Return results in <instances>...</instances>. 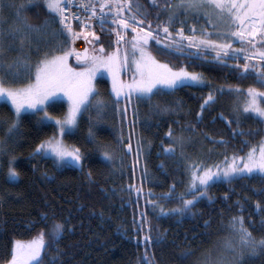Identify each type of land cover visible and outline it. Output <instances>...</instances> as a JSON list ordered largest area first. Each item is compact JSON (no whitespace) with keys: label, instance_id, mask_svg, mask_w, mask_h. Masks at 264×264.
Instances as JSON below:
<instances>
[{"label":"trees","instance_id":"obj_1","mask_svg":"<svg viewBox=\"0 0 264 264\" xmlns=\"http://www.w3.org/2000/svg\"><path fill=\"white\" fill-rule=\"evenodd\" d=\"M130 2L135 11L137 0ZM138 2L143 6L141 11H147L146 20L152 22V27L166 21L165 14L157 19L160 10L152 5L151 0ZM23 15L27 16L28 23L34 25L49 18L42 0H36V4ZM0 20H6L3 24L5 29L15 27L14 10L7 7L0 10ZM179 21L170 26L174 36L181 28L185 36H199L201 29L216 30L203 16L197 18L192 14H181ZM52 27L58 30L60 26L57 22ZM97 31L100 44L111 51V40L105 29ZM210 38L217 39L215 36ZM45 39L53 43L46 46L43 43ZM55 40L70 47V40L64 36H57ZM31 41L33 65L45 52H49L50 47L53 50L49 55L57 54L51 31L46 36L33 34ZM37 41H40L39 56L34 51ZM7 43L5 39V46ZM150 44L156 55L154 42L150 41ZM14 47L18 50L6 53V59H23L28 54L27 45L19 51V39ZM233 47L241 45L233 42ZM196 51L185 47L184 55H157V58L170 62L176 68L185 67L188 71L201 73L205 83L153 96L151 102L133 97L129 104L124 98H119L117 105V98L110 94L109 79L97 76L95 89L99 98L107 103L102 116L97 118L93 106L79 117V126L64 135L69 146L80 148L83 154L81 168L61 167L49 157L34 156L37 145L51 137L56 126L42 123L41 112L23 114L15 140H9L7 153L0 155V264L10 259L14 240L32 239L41 229L49 230L54 222L63 223L65 230L56 248L49 250L45 264L51 256L58 257L56 264H200L201 259H207L206 263L214 261L216 255L231 258L233 254L224 252L223 247L230 236L232 217H243L245 226L254 237H264V225L261 224L264 210L256 206L259 203L264 209V195L258 194L264 189V180L260 176L213 183L205 189L207 196L183 213L161 215L159 207L153 210L146 203L155 200L168 210L182 206L177 198H161L172 185H175L177 193L185 191L189 179L185 156H180V146H176L174 157L162 151V143H171L165 135L170 128L175 136L197 135L202 140L203 146L209 149L206 156L196 157L191 145L185 148L190 152L189 159H202L204 165L222 163L226 156L231 160L233 155H243L264 137V122L254 114L241 113L237 122V111L243 107L246 90L254 87L264 91V87L256 82L254 75L242 78L233 67L236 64L233 59L226 63L214 62L215 53L205 51L206 59L191 60L192 53ZM70 60L74 61L72 57ZM239 63L243 64V59ZM29 82V79H23L12 86H23ZM236 88L244 92L229 91ZM210 92L215 100L202 110L201 105ZM157 105L167 106L169 111L161 112ZM125 108L126 115L123 112ZM47 111L61 117L66 111V103L63 100L50 103ZM11 117L12 112L8 108H0V119ZM90 128L95 133L96 142L89 137ZM5 130L6 125L0 126V140L6 139ZM234 130L244 135H234ZM121 137L124 145L131 141V153L118 142ZM221 140L225 143H220ZM101 145L114 152L112 161L102 157ZM11 157H15L12 166L18 172L13 180L7 175ZM129 185L142 188V193L130 190ZM149 191L152 196L148 195ZM141 213L147 214V224H144ZM44 214L47 221L41 219ZM30 223L35 227L30 229ZM145 236L151 238V243L144 241ZM216 246L218 250L215 252ZM185 253L190 255L185 256ZM244 264H264V254L246 258Z\"/></svg>","mask_w":264,"mask_h":264},{"label":"snow or ice","instance_id":"obj_2","mask_svg":"<svg viewBox=\"0 0 264 264\" xmlns=\"http://www.w3.org/2000/svg\"><path fill=\"white\" fill-rule=\"evenodd\" d=\"M43 6L48 10L49 18L42 24L34 25L28 23L27 16L23 13L36 4V0H0V10L7 7L14 10L16 26L5 29L3 24L6 20H0V108H8L12 112V117L0 119V126L6 125L5 137L0 140V155L8 151V141H14L19 125L24 113L32 112L37 114L43 112L40 121L53 122L58 128V135H53L46 141H41L33 152L34 156H51L58 166H82L83 154L80 148L68 146L62 137L70 133L79 126V117L95 107L97 118H100L107 107V103L99 98L93 81L97 76L103 77L105 73L111 78V93L114 94L116 104L119 98H124L131 103L133 97L137 100L152 101L153 96L166 94L181 87L203 85L202 74L195 71H188L185 67L176 68L170 62H162L159 56L184 55V48L196 49L190 59H206L204 52H214V62L226 63L228 59H233L236 64L233 67L239 71L242 78L254 75L256 82L264 87V0H151L157 12V19L161 14L166 15V21L152 27V22L146 20L147 11H141L142 5L138 0L133 11V4L130 0H42ZM73 6L80 7L85 13L81 18L76 13L66 15ZM127 12V15H125ZM183 14L199 18L203 16L207 22L216 29L209 32L200 30V35H184L181 28L176 33L179 39L173 37L170 26L179 21V16ZM143 16V19L139 17ZM58 17V21H57ZM112 17L109 21L107 18ZM95 19L101 25L111 23L113 27L110 34L115 35L114 44L116 48L110 53L102 44L98 49L94 48L90 54L85 51L82 55L76 54L75 49L66 47L63 41L55 40L57 36H64L71 40L80 35L91 36L95 44L100 43L99 36L95 32H88L86 29L92 27L89 20ZM70 20H76L80 26V31L74 30ZM59 23V29L52 27ZM181 24L185 21H179ZM127 30L131 31V41L126 40ZM51 31L57 54L49 55L45 52L35 65L32 64L30 55L31 37L33 34L46 36ZM196 31L195 28L192 29ZM161 35L164 39H161ZM215 36L217 39L210 37ZM5 39L8 40L5 46ZM19 39L20 49L28 46V54L23 59L17 57L13 60L6 59V53L17 51L14 47ZM154 42L156 55L153 54ZM187 41V45L184 44ZM233 42H238L241 47H233ZM43 43L48 46L53 43L45 39ZM121 53V45L129 44ZM40 41H37L35 54H40ZM75 56L77 67L69 63V58ZM131 61L129 63V59ZM243 59L244 63L239 61ZM253 61H256L253 63ZM133 67L131 81L121 79V71ZM34 69V72H33ZM34 75V79H33ZM29 79L30 82L22 87H14L20 80ZM223 92V89H220ZM237 93L244 92L243 89H229ZM66 98L68 103L67 112L62 118L51 116L47 107L50 103ZM215 100L214 94L210 92L201 105L203 110ZM10 106V107H9ZM161 112L169 111L167 106H159ZM120 111V109H117ZM126 115L127 108L123 110ZM252 113L264 122V91L258 88L249 87L246 90L242 109L237 111V122L239 115ZM199 117V113L197 114ZM231 123V122H229ZM244 135L243 132L234 135ZM251 134V133H249ZM171 143L163 145L162 151L168 156H176V146L183 148L184 137L175 136L170 128L165 134ZM89 137L96 142L95 133L89 129ZM128 153L132 152V144L129 140L124 145L123 137L118 141ZM220 143H225L221 140ZM244 143H247L246 141ZM102 157L107 161L114 159V152L108 146L101 145ZM139 152V148H138ZM180 156L185 154L181 151ZM15 157L8 161L7 175L9 178L18 176L17 169L12 166ZM223 167L219 164L205 166L203 161H191L186 164V172L189 180L185 191L176 192L175 185L170 186L169 191L163 193V200L177 198L182 202L179 208L170 210L159 204L155 200H148L146 203L155 210L160 209L161 215L183 213L189 210L201 198L207 196L205 189L211 184L221 180L230 182L235 178L260 176L264 180V139L259 143L258 149L253 146L243 155H233L231 160L226 156L223 160ZM163 166V165H161ZM213 168L216 170L213 171ZM130 190L142 193V188L129 185ZM258 194L264 195V189ZM149 196L153 193L149 191ZM191 197V198H186ZM257 209L264 210L257 203ZM144 224H147V214L141 213ZM41 219L47 221L46 214ZM207 223V222H206ZM264 225V220L261 221ZM35 227L30 223L29 228ZM65 225L61 222H54L52 227L45 231L41 229L35 237L28 242L15 241L11 251V257L6 264H45V257L49 250L56 248L61 239ZM150 231V228H149ZM230 236L224 244V252L232 253L231 258L221 255L216 261L210 264H244L246 258L254 257L257 254H264V237L257 239L245 226L243 217H232L229 224ZM146 243H151L149 236L144 237ZM59 251L58 248L56 249ZM190 253H185V256ZM58 257L51 256L47 264H56ZM147 259V257H145Z\"/></svg>","mask_w":264,"mask_h":264},{"label":"rangeland","instance_id":"obj_3","mask_svg":"<svg viewBox=\"0 0 264 264\" xmlns=\"http://www.w3.org/2000/svg\"><path fill=\"white\" fill-rule=\"evenodd\" d=\"M96 26V25H95ZM97 26L95 27V30H94V32L96 33V35H99L100 33H99V31H97L99 28H97ZM74 30L75 31H77V32H79L80 31V29H78V28H74ZM79 37V38H78ZM78 37H76L77 39H81L82 41L83 40H85L86 39V36L84 37V35L82 34V35H80V36H78ZM76 38H74V39H72V41H70L71 43H70V46L72 47V44L74 45L75 43L77 44L78 43V40L76 39ZM126 40L127 41H131V35H129L127 38H126ZM86 42H88V46H87V48H88V51L87 52H89L90 54L93 52V49L94 48H96V49H98L99 47H100V43L99 44H95L94 42H93V39H92V37H90V36H87V39H86ZM124 48H128L129 49V53H130V49H131V46H130V43L129 44H125V45H123V47H122V49H121V53H123V50H124ZM106 50V49H105ZM110 52H112V50L111 51H108V50H106V53L105 54H107V53H110ZM82 53H84V51L82 52ZM70 59V58H69ZM73 59H74V61H73V67H75V65L77 64V61L75 60V56L73 57ZM76 61V62H75ZM130 61H131V57H130V59H129V63H130ZM71 63V62H70ZM77 67V66H76ZM133 71H134V68L133 67H129L128 69H126V70H122L121 71V79L122 80H125V81H131V79H132V75H133ZM104 77H106L107 79H109V81H110V85H111V78L107 75V73H105V75H104ZM93 84H94V81H93ZM24 86V85H23ZM17 87H22V85L21 86H17ZM95 87V86H94ZM123 99V98H122ZM61 100H63L65 103H66V111L64 112V114L67 112V109H68V103H67V101H66V98H62V99H60V101ZM125 100V99H124ZM58 101V100H57ZM126 101V100H125ZM27 113H29V112H27ZM51 116H53L52 114H50ZM41 116H43V112H41L40 113V117ZM53 117H58V116H53ZM63 116H61V117H58V118H62ZM48 123H53V122H48ZM54 124V123H53ZM55 125V124H54ZM73 131V130H72ZM53 135H58V128L56 127V132L54 133V134H52L51 135V137L53 136ZM50 138V137H49ZM49 138H47L46 140H48ZM62 139H63V141H64V143L66 144V145H68L66 142H65V140H64V136L62 137ZM262 139H264V137L262 138ZM262 139L260 140V142L262 141ZM46 140H44V141H46ZM184 140H185V143H184V145H183V148H181L180 147V152L181 151H183L184 152V154H185V160H186V163H190L191 161H197V162H199V161H202V159H197L196 157L197 156H203V155H205L206 156V153L208 152V150L209 149H206L204 146H203V142H202V140L199 138V137H197V135H192V136H184ZM260 142H258V144L257 145H255L256 147H257V149H258V146H259V143ZM187 145H191V151H194L195 152V154H196V157H193V158H191V159H189V153L190 152H188L187 151V149L185 148V146H187ZM69 146V145H68ZM249 151V150H248ZM247 151V152H248ZM246 154V153H245ZM245 154H243V155H245ZM243 155H240V156H243ZM47 157H49V158H51V159H53L51 156H47ZM205 163V162H204ZM81 165H82V161H81ZM212 165H217V163L215 162V163H206L205 164V166H212ZM219 165L221 166V167H223L224 165H223V163H219ZM74 167V166H73ZM75 167H78V168H81L80 166H75ZM216 169L215 168H213V171H215ZM16 178V177H15ZM15 178H9V179H15ZM189 180V179H188ZM188 183V182H187ZM31 239H27V240H14L13 241V243H12V247H13V244H14V242L15 241H22V242H28V241H30ZM224 248V247H223ZM218 250V248H217V246H216V248H215V252ZM12 251V250H11ZM220 257V256H219ZM219 257H217V255L215 256V258H213L214 259V261H216ZM203 260V261H202ZM206 260L207 259H201V261L203 262H201L200 264H210V263H206ZM3 264H6V262L5 263H3ZM199 264V263H198Z\"/></svg>","mask_w":264,"mask_h":264},{"label":"built area","instance_id":"obj_4","mask_svg":"<svg viewBox=\"0 0 264 264\" xmlns=\"http://www.w3.org/2000/svg\"><path fill=\"white\" fill-rule=\"evenodd\" d=\"M79 3V0H76V4H78ZM71 13H76V14H78V15H80L81 16V18H84L85 17V13L83 12V10L80 8V7H77V6H73V7H71L70 9H69V11H68V13H66V15H70ZM125 15H127V12H125ZM140 19H143L144 17L143 16H141V17H139ZM109 21L112 19V17H108L107 18ZM70 22L72 23V25H73V28L74 27H78L79 29H80V26H79V24L76 22V20H70ZM88 23L89 24H91L92 25V27L91 28H89V29H86V31H88V32H94V30H95V25H100L101 26V24L100 23H98L95 19H91V20H89L88 21ZM107 25H109V26H107V28H108V30H109V33H110V30H111V28L113 27V25L111 24V23H106ZM154 28V27H153ZM127 31H130V30H127ZM131 32V31H130ZM111 36H112V38H113V42L115 41V35L114 34H110ZM91 37V36H90ZM174 37V36H173ZM176 38V37H175ZM87 39V38H86ZM161 39L163 40L164 39V36L163 35H161ZM176 39H179V37H177ZM187 41H184V44L185 45H187ZM114 46H115V48H116V45L114 44Z\"/></svg>","mask_w":264,"mask_h":264},{"label":"bare ground","instance_id":"obj_5","mask_svg":"<svg viewBox=\"0 0 264 264\" xmlns=\"http://www.w3.org/2000/svg\"><path fill=\"white\" fill-rule=\"evenodd\" d=\"M75 28H78V27H75ZM79 29V28H78ZM85 37V36H84ZM79 38V37H78ZM87 38V37H86ZM77 39V38H76ZM78 40V43L76 44H72V47L71 48H73V49H75V52H76V54H83L82 52L84 51H88V48H87V46H88V42H86V39L85 40H81V39H77ZM71 41H72V39H71ZM73 42V41H72ZM71 43V42H70ZM74 56H72V58H73Z\"/></svg>","mask_w":264,"mask_h":264},{"label":"crops","instance_id":"obj_6","mask_svg":"<svg viewBox=\"0 0 264 264\" xmlns=\"http://www.w3.org/2000/svg\"><path fill=\"white\" fill-rule=\"evenodd\" d=\"M70 62H71V63H70ZM69 63H70L71 65H73V64H72L73 62H72L70 59H69Z\"/></svg>","mask_w":264,"mask_h":264},{"label":"flooded vegetation","instance_id":"obj_7","mask_svg":"<svg viewBox=\"0 0 264 264\" xmlns=\"http://www.w3.org/2000/svg\"><path fill=\"white\" fill-rule=\"evenodd\" d=\"M71 41V40H70Z\"/></svg>","mask_w":264,"mask_h":264}]
</instances>
